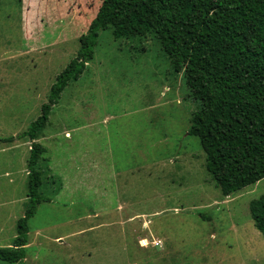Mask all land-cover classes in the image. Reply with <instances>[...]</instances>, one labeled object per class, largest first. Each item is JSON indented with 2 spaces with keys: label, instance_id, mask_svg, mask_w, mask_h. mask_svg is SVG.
<instances>
[{
  "label": "rangeland",
  "instance_id": "374dc122",
  "mask_svg": "<svg viewBox=\"0 0 264 264\" xmlns=\"http://www.w3.org/2000/svg\"><path fill=\"white\" fill-rule=\"evenodd\" d=\"M101 2L0 0V137H15L0 142V247L28 203L33 141L21 136ZM199 107L154 34L102 31L34 140L48 201L29 221L25 263L264 264L250 213L264 179L223 196L189 134Z\"/></svg>",
  "mask_w": 264,
  "mask_h": 264
},
{
  "label": "trees",
  "instance_id": "16d2710c",
  "mask_svg": "<svg viewBox=\"0 0 264 264\" xmlns=\"http://www.w3.org/2000/svg\"><path fill=\"white\" fill-rule=\"evenodd\" d=\"M80 37L77 55L56 77L40 116L21 137L33 141L28 159V203L11 246L0 247L1 262L26 264L29 221L48 201L37 142L63 91L86 71L102 31L116 40L154 34L173 69L184 73L190 95L200 102L189 134L200 139L206 169L223 196L264 179V0H101ZM15 137H0L12 142ZM250 213L264 234V194Z\"/></svg>",
  "mask_w": 264,
  "mask_h": 264
}]
</instances>
